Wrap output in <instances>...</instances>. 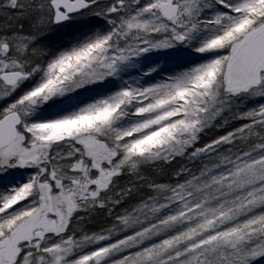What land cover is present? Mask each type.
<instances>
[{"label": "snow or ice", "instance_id": "6c2138e0", "mask_svg": "<svg viewBox=\"0 0 264 264\" xmlns=\"http://www.w3.org/2000/svg\"><path fill=\"white\" fill-rule=\"evenodd\" d=\"M0 264H264V0H0Z\"/></svg>", "mask_w": 264, "mask_h": 264}, {"label": "rangeland", "instance_id": "374dc122", "mask_svg": "<svg viewBox=\"0 0 264 264\" xmlns=\"http://www.w3.org/2000/svg\"><path fill=\"white\" fill-rule=\"evenodd\" d=\"M215 134H217V133H213V135H215Z\"/></svg>", "mask_w": 264, "mask_h": 264}]
</instances>
